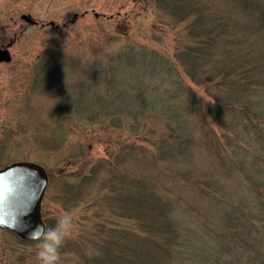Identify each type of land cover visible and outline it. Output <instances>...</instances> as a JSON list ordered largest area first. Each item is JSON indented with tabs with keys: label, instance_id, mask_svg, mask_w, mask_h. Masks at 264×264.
<instances>
[{
	"label": "trees",
	"instance_id": "trees-1",
	"mask_svg": "<svg viewBox=\"0 0 264 264\" xmlns=\"http://www.w3.org/2000/svg\"><path fill=\"white\" fill-rule=\"evenodd\" d=\"M154 1L183 23L173 53L126 43L102 54L88 64L95 79L59 106L61 140L71 112L133 137L64 184L73 204L99 186L83 231L94 238H74L75 264H264V0ZM72 57L37 55L33 86ZM128 59L154 80L114 86ZM186 78L211 98L205 108ZM196 128L208 168L195 161ZM129 156L148 164L133 170Z\"/></svg>",
	"mask_w": 264,
	"mask_h": 264
},
{
	"label": "rangeland",
	"instance_id": "rangeland-1",
	"mask_svg": "<svg viewBox=\"0 0 264 264\" xmlns=\"http://www.w3.org/2000/svg\"><path fill=\"white\" fill-rule=\"evenodd\" d=\"M23 13L35 22L23 19ZM182 24L175 23L154 0H0V47H7L11 55L8 61L0 60V167L13 160H31L46 169L48 184L41 203L46 228L58 227L61 215L72 217L58 264H75L74 238L93 240L94 236L86 237L87 232L83 231L92 228L97 205L91 203L99 187L90 184L91 191L81 195L86 202L77 198L73 204L64 198V184L73 181L76 174L86 171L96 160L112 159V151L133 141L125 128L74 120L70 117L78 114L72 112L67 114L66 133L61 140L56 116L62 115L59 106L66 100V88L85 89V84L95 79L87 70L88 64L126 43L142 44L171 55L176 32H184ZM49 50L73 57L64 59V67L49 71L48 79L35 87L34 61L37 55ZM123 66V71L117 72L113 79L114 86L121 79L134 84L154 80L150 77L152 66L148 68L133 59L120 65ZM101 80L105 82L104 78ZM188 82L201 95L205 108L211 98L202 86ZM197 131L200 130L196 128L199 148L203 145ZM206 157L209 158L204 149L197 153L195 161L208 168L210 160ZM124 160L125 165L136 171L148 164L146 160L141 163L136 156ZM47 222L52 223L50 227ZM38 246L36 240L23 241L0 228V264H39Z\"/></svg>",
	"mask_w": 264,
	"mask_h": 264
},
{
	"label": "water",
	"instance_id": "water-1",
	"mask_svg": "<svg viewBox=\"0 0 264 264\" xmlns=\"http://www.w3.org/2000/svg\"><path fill=\"white\" fill-rule=\"evenodd\" d=\"M21 17L35 22L27 14L23 13ZM10 58L8 48L0 47V60ZM47 183V172L38 162L13 160L0 167V226L21 239H33L34 231L45 228L41 201Z\"/></svg>",
	"mask_w": 264,
	"mask_h": 264
},
{
	"label": "clouds",
	"instance_id": "clouds-1",
	"mask_svg": "<svg viewBox=\"0 0 264 264\" xmlns=\"http://www.w3.org/2000/svg\"><path fill=\"white\" fill-rule=\"evenodd\" d=\"M72 227V217L61 215L58 227L38 229L32 233V238L38 241L39 264H58L61 245Z\"/></svg>",
	"mask_w": 264,
	"mask_h": 264
}]
</instances>
